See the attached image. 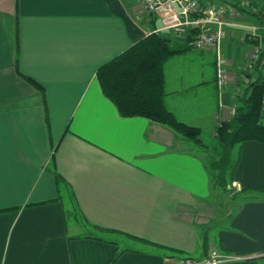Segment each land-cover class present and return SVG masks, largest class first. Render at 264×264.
<instances>
[{
	"label": "crops",
	"instance_id": "crops-1",
	"mask_svg": "<svg viewBox=\"0 0 264 264\" xmlns=\"http://www.w3.org/2000/svg\"><path fill=\"white\" fill-rule=\"evenodd\" d=\"M261 25L264 52V22L229 17L221 50L231 82L219 88L215 51L136 0H0V264H164L213 248L237 256L221 264H264V141L236 148L226 206L203 137L216 139L217 114L259 74L245 68L246 29ZM151 31L184 48L165 63V102L201 128L204 146L121 115L101 89L98 67Z\"/></svg>",
	"mask_w": 264,
	"mask_h": 264
},
{
	"label": "trees",
	"instance_id": "trees-1",
	"mask_svg": "<svg viewBox=\"0 0 264 264\" xmlns=\"http://www.w3.org/2000/svg\"><path fill=\"white\" fill-rule=\"evenodd\" d=\"M224 1L233 4L242 12L257 15L264 22V0L257 11L244 7L239 0ZM187 38L192 40V34H188ZM251 41L259 43V38ZM183 50L184 48L172 42L168 35L151 31L99 66L96 76L104 95L115 104L121 115H141L164 123L184 137L204 146L201 128L179 119L165 102V63ZM16 68L20 76L39 89L42 100L46 103L44 86L19 70L18 58ZM254 69L258 70L259 74L249 79L243 92L237 96L235 113L216 124L215 137L219 154L209 163L214 173L215 185L224 187L229 183V179L233 181L238 163V155L235 156L234 151L243 141H264V52L260 53ZM56 176L59 181L63 180L69 185L59 172Z\"/></svg>",
	"mask_w": 264,
	"mask_h": 264
},
{
	"label": "built area",
	"instance_id": "built-area-1",
	"mask_svg": "<svg viewBox=\"0 0 264 264\" xmlns=\"http://www.w3.org/2000/svg\"><path fill=\"white\" fill-rule=\"evenodd\" d=\"M138 6L158 15L164 28H172L178 35L192 34L191 45L197 49H213L216 54V82L219 88H224L231 82L227 59L221 50V42L226 36V27L229 17L239 15L242 11L228 2L217 3L210 0H136ZM240 3L257 11L251 0H239ZM264 16V10H263ZM264 27V25H263ZM250 39L257 37V29L261 26H251ZM261 47L252 46L249 53V62L245 68L253 69L259 59ZM246 81L249 78L244 76ZM264 102V99H263ZM236 111V106H230L225 114H217V120L228 118ZM237 256L222 252L213 248L201 258L191 256L173 257L166 260L164 264H221L232 260Z\"/></svg>",
	"mask_w": 264,
	"mask_h": 264
},
{
	"label": "rangeland",
	"instance_id": "rangeland-1",
	"mask_svg": "<svg viewBox=\"0 0 264 264\" xmlns=\"http://www.w3.org/2000/svg\"><path fill=\"white\" fill-rule=\"evenodd\" d=\"M251 1H253V3H255L256 4V6H260L261 5V2L259 1V0H251ZM247 30V32H246V36L247 37H249L250 36V32H252V29H250V28H247L246 29ZM250 31V32H249ZM257 37L259 38L260 37V35L257 33ZM256 37V38H257ZM250 39V38H249ZM253 39V38H252ZM260 39V38H259ZM253 44V46H255V45H259L260 47H261V51H262V44L261 43H252ZM248 46V45H247ZM223 53V52H222ZM224 55V54H223ZM249 62V55H248V60H247V62H246V64ZM252 70V69H251ZM233 105H235V106H237V103H234V104H232L231 106H233ZM263 122H264V117H263ZM203 137H204V139H205V142H206V144H207V146L208 147H210V152H209V154L210 155H212L213 157L212 158H214L215 156H218V154H219V145H218V143H217V141H216V139H213V138H211L210 137V135H203ZM215 144H217L216 146H215V148H214V145ZM236 150V149H235ZM236 151H234V155L236 156ZM211 158V159H212ZM229 179V178H228ZM228 184L226 185V186H224V187H222V186H220V185H216L217 187H216V192L218 193V194H220V196L222 197V201H223V203H224V205H226L227 206V203H228V201H227V198L230 196V194H231V192L232 193H234L236 190H237V186L236 185H234L233 183H232V181L229 179L228 180ZM220 196L218 195V198H220ZM216 197V196H215ZM225 206V207H226ZM70 207H71V205H70ZM224 207V208H225ZM70 216H72V214H69Z\"/></svg>",
	"mask_w": 264,
	"mask_h": 264
}]
</instances>
